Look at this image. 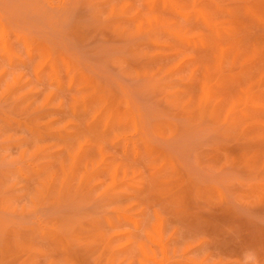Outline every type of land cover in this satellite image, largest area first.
<instances>
[{
	"label": "rangeland",
	"instance_id": "rangeland-1",
	"mask_svg": "<svg viewBox=\"0 0 264 264\" xmlns=\"http://www.w3.org/2000/svg\"><path fill=\"white\" fill-rule=\"evenodd\" d=\"M0 264H264V0H0Z\"/></svg>",
	"mask_w": 264,
	"mask_h": 264
},
{
	"label": "bare ground",
	"instance_id": "bare-ground-1",
	"mask_svg": "<svg viewBox=\"0 0 264 264\" xmlns=\"http://www.w3.org/2000/svg\"><path fill=\"white\" fill-rule=\"evenodd\" d=\"M19 172V171H18Z\"/></svg>",
	"mask_w": 264,
	"mask_h": 264
}]
</instances>
